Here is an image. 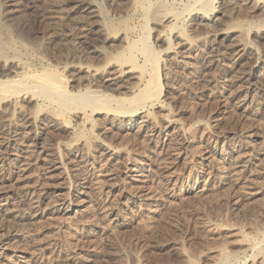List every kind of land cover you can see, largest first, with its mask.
Returning a JSON list of instances; mask_svg holds the SVG:
<instances>
[{
	"label": "rangeland",
	"instance_id": "1",
	"mask_svg": "<svg viewBox=\"0 0 264 264\" xmlns=\"http://www.w3.org/2000/svg\"><path fill=\"white\" fill-rule=\"evenodd\" d=\"M25 1L0 0V78L77 98L0 95V264H264V0ZM104 93L132 101L78 99Z\"/></svg>",
	"mask_w": 264,
	"mask_h": 264
},
{
	"label": "bare ground",
	"instance_id": "2",
	"mask_svg": "<svg viewBox=\"0 0 264 264\" xmlns=\"http://www.w3.org/2000/svg\"><path fill=\"white\" fill-rule=\"evenodd\" d=\"M20 1L21 0H2V2H1V5L2 6H4L5 8H8L7 10L8 11H6L5 10V12L7 13V15H10V16H12V15H15V14H17V13H19V12H22L21 10H24V5H27L28 3H29V1H28V3L27 4H24V3H20ZM23 1V0H22ZM36 1V0H35ZM40 1V0H39ZM56 1V0H55ZM59 1V0H58ZM57 1V2H58ZM63 1V3H66V4H72V3H74L75 5H76V2H73V1H71V0H62ZM211 1L212 0H193L192 2V4L190 5L192 8H190V11H191V13H190V16H192V15H195L197 12H199L200 10L202 11V10H204V8L205 7H208V6H210L211 5ZM225 1H227V0H225ZM252 1V0H251ZM25 2H27V0L25 1ZM56 2V3H57ZM80 2V1H79ZM83 2V1H82ZM146 2V1H145ZM54 4H55V2H53ZM222 3V2H221ZM225 3V2H224ZM235 3V2H234ZM80 4V3H79ZM194 4V5H193ZM30 5V4H29ZM27 6L28 8H32V7H34V4H32V5H30V6ZM193 5V6H192ZM223 5V4H222ZM221 5V6H222ZM249 5V4H248ZM247 5V6H248ZM36 6V5H35ZM59 6V5H58ZM65 6V5H64ZM67 6H69V5H67ZM226 6V5H225ZM237 6V5H236ZM235 6V7H236ZM82 7V6H81ZM230 7V6H229ZM228 7V8H229ZM251 7V6H250ZM0 8H3V7H0ZM10 8V9H9ZM27 8V9H28ZM86 8V7H85ZM149 8V7H148ZM221 8V7H220ZM219 8V9H220ZM233 8V7H232ZM252 8V7H251ZM51 9V8H50ZM87 10L88 9H90V5L87 3V8H86ZM188 9V8H187ZM226 10H227V7L225 8ZM225 9H223V10H225ZM253 9V8H252ZM34 10V9H33ZM81 10V9H80ZM221 10V9H220ZM225 10V11H226ZM230 10V9H229ZM228 10V11H229ZM1 11V10H0ZM200 11V12H201ZM4 12V11H3ZM30 12H31V10H30ZM35 12V11H34ZM224 12V11H223ZM227 12V11H226ZM1 13V12H0ZM23 13V12H22ZM61 13V12H60ZM93 14V13H92ZM180 14H181V12L180 11H178V12H175L174 13V15L172 16V19L173 20H176V19H178L179 18V16H180ZM188 14H189V12H188ZM223 14V13H222ZM3 15V14H2ZM18 15V14H17ZM16 15V16H17ZM82 16H84L83 14H81ZM80 15V16H81ZM4 16V15H3ZM47 16V15H46ZM90 16V15H89ZM88 16V17H89ZM219 16V15H218ZM13 17V16H12ZM12 17H9V19L10 18H12ZM44 17V16H43ZM48 17V16H47ZM51 17V16H50ZM217 17V16H216ZM15 18V17H14ZM86 18V17H85ZM7 19V21H10V20H8V17L6 18ZM189 19L191 20L192 18L191 17H189ZM2 20V19H1ZM12 20H13V18H12ZM97 20V19H96ZM159 20V19H158ZM172 20V21H173ZM6 21V20H5ZM17 22V21H16ZM93 22H95V21H93ZM158 22V21H157ZM1 23V22H0ZM14 23H15V21H14ZM87 23H89V22H87ZM176 23V22H175ZM200 23V22H199ZM213 23V22H212ZM5 24V23H4ZM7 24V23H6ZM9 24V23H8ZM92 24V23H91ZM171 24V23H170ZM172 24H174V22H172ZM206 24V23H205ZM169 25V24H168ZM196 25V24H195ZM213 25V24H212ZM2 26H3V24H2ZM10 26V25H9ZM199 26V25H198ZM206 26V25H205ZM78 27V26H77ZM76 27V28H77ZM169 27V26H168ZM172 27V26H171ZM201 27V26H200ZM199 27V28H200ZM17 28V27H16ZM73 28H75V27H73ZM170 28V27H169ZM3 29H5V28H3ZM78 29V28H77ZM196 30H197V28H195ZM211 29V28H210ZM0 30H1V28H0ZM72 30V29H71ZM75 30V29H74ZM79 30V29H78ZM202 30V29H201ZM199 31V30H198ZM176 32V31H175ZM202 32V31H201ZM197 33H199V32H197ZM214 34V33H213ZM217 34H221V33H217ZM84 35V34H83ZM174 35V34H173ZM216 36V35H215ZM214 36V37H215ZM262 36H264V34L262 35ZM212 38V37H211ZM233 43V42H232ZM242 45H244V44H242ZM224 48H226L227 50H226V53L225 54H230V58H229V56H228V58H229V60H235V58H239V57H241V56H243V54L244 53H241L240 55H239V57H238V54L241 52V51H244V49L246 48L245 46H241V45H239L238 43H235V44H230V45H228L227 47L225 46ZM168 50V49H167ZM225 50V49H224ZM138 51V50H137ZM140 52H141V50H139ZM247 51V50H246ZM149 52H150V48H149ZM224 52V51H223ZM245 52V51H244ZM149 54V53H148ZM151 54V53H150ZM154 54V53H153ZM151 55V58H152V56L154 57V55ZM156 54V53H155ZM144 56V55H143ZM227 56V55H226ZM150 57V56H149ZM151 58H149V59H151ZM155 58V57H154ZM158 59V58H157ZM228 60V59H227ZM1 61V60H0ZM158 61V60H157ZM3 63V62H2ZM1 63V64H2ZM15 65V64H14ZM226 65H227V63H226ZM4 66V65H3ZM6 67V66H5ZM229 67H230V65H229ZM232 67V66H231ZM20 68V67H19ZM237 68V67H236ZM24 69V68H23ZM150 69V68H149ZM20 70V69H19ZM30 70V69H29ZM28 70V71H29ZM153 72H154V70H153ZM234 72V71H233ZM239 72V71H238ZM18 73V72H17ZM41 74V73H40ZM38 75V74H37ZM36 74H31V72L29 71L27 74H25L23 77H18V78H16V76H15V78H0V95H7V94H13V93H17L18 91L20 92V91H25V92H32L33 91V89L35 88V89H40V90H42V92L41 93H44V92H46L50 97H51V99L52 98H54V97H59V99L60 100H62L61 101V105H63V104H65V102L66 101H68V99L70 98V97H72L73 98V96H75V98H77L76 97V94L74 93V92H70V91H68L65 87H64V85L61 83V78H59L58 76L57 77H52V76H50V75H47V74H41V76H37ZM151 75H153V74H151ZM55 76H56V74H55ZM154 76H155V74H154ZM128 77H130V76H128ZM128 77H127V79H128ZM234 78V77H233ZM152 79H153V77H152ZM112 80V79H111ZM151 80V79H150ZM261 80V79H260ZM29 81H31L33 84H28L27 82H29ZM153 83H152V82ZM151 81H149L148 83H146V86H145V88L142 90L143 92H140V93H138V97L135 95V96H133V98L134 97H136L135 98V100L137 101L136 102V104H133V106H131L130 107V109H121V110H115V109H113L112 110V108L111 107H109V106H107L106 107V105H104V101L105 100H107V101H109V99L110 100H112L111 102H115L116 101V103L117 104H125V103H127V102H129V103H131V101H129L130 100V98L131 97H122V96H112V95H110V94H81V95H78V99H80L81 101H84V100H89V102H91V100H96V101H94V102H92L91 104H88L89 105V107H91V109H92V111H95V112H99V110L100 111H103V110H108V111H110V110H112V111H119V112H121L120 113V117L121 116H126V115H123V113H127V114H130L129 116H130V118H134V117H136V116H138L139 115V113H141V110L147 105V103L149 102V101H151V100H154V99H156V97H157V95H158V93H159V88L160 87H158V83H157V79H154V80H151ZM113 82V81H112ZM126 82V81H125ZM124 82V83H125ZM123 83V84H124ZM132 84V83H131ZM253 84V83H252ZM27 85V86H26ZM263 86H264V83H263ZM34 89V90H35ZM44 91V92H43ZM36 92V91H35ZM39 92V91H38ZM38 92H36L37 94L36 95H38V94H40V92L38 93ZM75 94V95H74ZM43 95V94H42ZM45 97V96H44ZM79 100V101H80ZM134 100V99H133ZM106 101V102H107ZM154 101H156V100H154ZM86 102H88V101H86ZM58 103V102H57ZM109 104H110V101L108 102ZM58 105L59 107L61 106V105ZM108 104V105H109ZM92 105V106H91ZM75 107V106H74ZM104 107H106L107 109H103V110H101L102 108H104ZM77 108V107H76ZM81 109V108H80ZM85 109H88V108H85ZM90 109V110H91ZM83 110V109H82ZM107 112V111H106ZM111 112V111H110ZM9 140H11V139H6L5 140V142H3V145H7L8 144V142H9ZM240 169V168H239ZM258 246V245H257ZM254 247H256V246H254ZM258 249V248H257ZM262 252H264V248L261 250ZM264 255V254H263Z\"/></svg>",
	"mask_w": 264,
	"mask_h": 264
}]
</instances>
